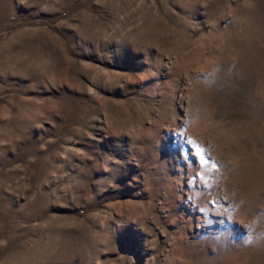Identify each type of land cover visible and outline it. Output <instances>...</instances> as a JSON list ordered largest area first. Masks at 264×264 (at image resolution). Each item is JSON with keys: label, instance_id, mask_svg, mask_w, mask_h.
Masks as SVG:
<instances>
[{"label": "rangeland", "instance_id": "obj_1", "mask_svg": "<svg viewBox=\"0 0 264 264\" xmlns=\"http://www.w3.org/2000/svg\"><path fill=\"white\" fill-rule=\"evenodd\" d=\"M0 264H264V0H0Z\"/></svg>", "mask_w": 264, "mask_h": 264}, {"label": "snow or ice", "instance_id": "obj_2", "mask_svg": "<svg viewBox=\"0 0 264 264\" xmlns=\"http://www.w3.org/2000/svg\"><path fill=\"white\" fill-rule=\"evenodd\" d=\"M192 143H194V142H192ZM196 151H197V152H200V151H201V149L199 148V146H197ZM201 162H202V163L205 162V161H203V158H201Z\"/></svg>", "mask_w": 264, "mask_h": 264}]
</instances>
